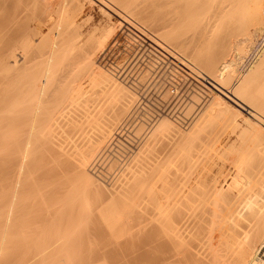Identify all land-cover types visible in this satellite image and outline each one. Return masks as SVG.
I'll return each instance as SVG.
<instances>
[{"label":"bare ground","instance_id":"bare-ground-1","mask_svg":"<svg viewBox=\"0 0 264 264\" xmlns=\"http://www.w3.org/2000/svg\"><path fill=\"white\" fill-rule=\"evenodd\" d=\"M19 1L22 3V0ZM37 1L38 0H32L34 4L37 3ZM60 1L63 2V5L59 8V16L56 15L59 18L58 20L56 19V23L50 27L51 30L48 28V31H50V33L59 32L63 38V44L59 43L57 47H47L46 45L49 43H47V34L49 33L47 32L45 35L44 32L35 28H33L32 33L30 32L31 28H29L30 31L23 37L24 45L21 47L23 54L31 50H38L39 53H42L40 55L41 58H43H40L42 61L40 59V62L37 60L39 56L35 57V62H39L38 65L33 64L34 66H29L26 54L24 55L25 60L23 64H20L16 56L17 48L15 46L9 45L7 49H5V47L8 44L4 43L5 45L0 46L5 50L1 48V53L4 52L0 54V76L2 79H5L3 83L9 81L8 84H2L0 81L2 85H0V87H2V89H0V264H94L97 259L86 260L89 255L88 253L87 256H85L86 261L81 259V262L78 261L81 257L75 259V256L77 253L82 252V250L80 252H78L79 250L74 252L76 249L74 248L73 251V249L70 248V251H73L70 252L68 249L70 245L69 240L72 239L71 241H73L74 236H78L79 234H73L78 229H75V227L74 230L73 227H71V220H69L71 225L68 226L70 223L67 221V218L71 216L69 214L72 209L74 212L76 206L80 207V205H75L73 208H69V210L66 207L69 205L72 206L73 203L76 204L78 201L81 202V200L85 202L86 207L92 206V209L95 208L97 202L100 203L99 206L97 205L98 208H96L99 211L96 210L98 212L97 216L102 217L101 224L104 222V225L107 224L106 226L108 229L104 227L107 229V232H113L114 230L115 233L117 225L119 226L124 222L122 227H118V233L116 232V234H120V236L115 234V238H120V241H122V235L125 233L128 238L129 235L130 238L132 237L129 233L132 232V230L128 231L130 228L127 230L129 235L126 232L125 227L127 225L125 226V217L129 216L131 210L134 212V207L142 206V203L153 200L155 203V210H139L140 220L137 222V225L142 222L143 224L141 225H144L142 226L143 230L145 228L147 230H145L146 234L150 236L151 232V234L155 235L154 239L158 243V250L162 253V257H160L161 259H159L158 264H264V42L259 49L257 48V44H259L258 39L263 38L264 41V0ZM28 2H31V0ZM12 3L16 4V0H0V6L5 8L9 7V9H11V6L14 5ZM58 4L60 5V3ZM87 4H94L96 11L101 12L104 19L93 27L91 25L92 28L85 29V25L96 17V15H90L83 23H78L77 16L85 11ZM5 8L0 10L2 11L0 13H3L4 10L6 11ZM12 9L7 10L5 13L7 14L11 11L10 13L12 14L9 15L11 18L12 15L14 17L16 14L13 13L15 5L14 9ZM1 15L2 14H0V17L4 16ZM114 15L118 16L119 19L115 20L114 17L116 16ZM2 18H4L5 21L8 20L5 17ZM48 18H50V16ZM12 19H10V21H12ZM1 20L0 26H3V20ZM13 22L14 21H12V23ZM142 22L147 24V26ZM9 23V20L8 24L4 22L7 27ZM12 23H10V25ZM14 24H12V26ZM124 24H128L137 29L145 36H149V38L151 37L150 39L157 46L170 52V55L187 67V70L193 69L190 72H194L195 70L201 78L206 80V83L211 89L217 91V93L211 97L209 104L205 107L206 109L202 114H207V112L217 114L223 118L227 132H230L228 129H232L235 131L233 132L235 134L236 129L242 128L241 130L243 132L247 131L244 134L248 135L250 133L253 139L250 138V140L245 141L247 137L245 135L246 137H243L244 141L213 140L214 138L217 140V135V138L214 137L211 139L212 141H210V139L209 141H202V138L201 141H198V136L199 138L202 137L200 133L203 129L206 131L208 128V126H206L207 116L202 119L203 115H199L202 120L197 118L198 120H195L196 123L193 124L194 119L189 118V111V114L185 112L188 114V117L185 114L186 118H181L182 116H180V119L177 120L176 118H179L178 114H176L177 117L175 119L172 115L169 117V113L174 114L171 107H169V113L167 112V116H165L163 113L166 112L165 108L170 104V100L168 102L169 104L166 103L167 105L165 108H160V110L162 109L164 112L154 111V113L151 114L152 112L150 113V110H153V106L151 109L149 108V112L145 110L150 115H145L146 113L142 112L143 115L149 119V124L153 122L152 125L150 124L152 127L144 134L145 137H142L144 138L142 141L131 142L130 139H125L129 143L127 144L126 142L127 145L124 143L125 141H120L121 144L124 143L126 147L130 149L132 155L130 154L128 158L122 159L121 157L125 154L123 155L122 152H119L121 153V157L115 154L113 144L116 145L115 140L117 135H119L118 128H120L119 130L121 131L123 125L137 120L140 115H136L134 112L136 111L137 113V110L140 108L138 106L143 103L144 99L142 98H146L149 92H145L146 96H144L143 92L140 93L142 86L144 87L143 90L147 87V79L143 74L142 78L140 76L139 80L135 81L137 78L136 75L134 77L135 80L130 83L132 84L131 86H125L123 83L124 81L121 80L123 81L121 82L119 80L121 77L118 78L117 73L115 74V71H119L116 69L117 67L115 71L109 68L110 71H113L114 74H112L110 71H107V69L104 70L105 68L103 69L100 67L99 64H97L98 60L95 61L97 52L106 48V44L115 34L117 28L123 27ZM5 25L3 28L0 27V30L3 31L6 27ZM223 27L233 34L232 36L229 35V37H227L228 34L224 36L229 38V42H225L226 38H221V40L217 41L219 39L216 38L218 29L222 30ZM238 30H240V32H238ZM236 32H238V34L241 33V36H237ZM221 34L222 33H220V35ZM35 35L39 36L37 39L39 41H36L34 38ZM49 39L52 41V38ZM172 45L175 49L171 47ZM225 48H228L229 51L225 50ZM45 49H47V51H43ZM142 54L143 53L140 55ZM252 55L255 56L253 60L249 61L248 56L252 57ZM155 56H157V54ZM52 57H54V59H52ZM56 58L58 61L55 62ZM143 59H145V57ZM32 60L31 62L34 61ZM31 62L30 64L32 65ZM153 62H151V64ZM139 66L137 65V67ZM200 66L203 69H201ZM137 67L135 66V68ZM82 70L85 74L80 76L79 71L82 72ZM138 73L140 74V72ZM147 73L148 71L145 75H147ZM126 74H123L124 78ZM173 74L174 73H172V75ZM120 75L122 74L119 72V76ZM127 77H129V75ZM86 79H88L91 84L95 85L101 82L112 81V83L108 85V94L115 95L118 91L126 88L129 90V97L116 103H114L115 100H113L111 96L96 100V98L89 93V89L84 85ZM255 84L256 86H254ZM132 86L137 87L138 90ZM153 86H155L154 83ZM161 89L164 88L162 87ZM203 90L205 91V89ZM48 91L52 93V96L58 94L57 96L59 97L60 95L61 97L59 104L56 107L54 106L55 108L51 105L53 109H50L51 111H48L47 108L45 109L46 106L44 105L47 104L45 102L47 100L44 98ZM168 91L170 92V90ZM195 91L197 90L195 89ZM157 94H159V92ZM164 94H167V91ZM57 96L54 95V98ZM47 98L49 97L47 96ZM91 100H95V103L89 106ZM198 100H202V98ZM47 102L48 105L49 103H53H51V101ZM197 103L200 105L201 102L199 101ZM161 104L163 105L160 101V105ZM156 105H158V103ZM160 105L158 106L162 107V105ZM203 106L204 105L201 107ZM154 110H156V108ZM191 112L193 113V111ZM78 113L81 115L79 116ZM77 115L79 120L82 116H85L87 124L88 121H90L94 129L95 127L99 129L94 131L97 133H92V138H89V141L82 139V142H79V131L75 132V128L79 124L84 125L86 121L82 118L83 123H81L82 120H80L79 123ZM185 115L183 116L185 117ZM58 117L61 118L59 119ZM141 124L144 125L145 123ZM141 124L139 126L140 128ZM191 124L193 125L191 126ZM145 125L147 126V124ZM167 125H176L185 128L186 130H184V132H189L190 141H157L156 133ZM189 126H191V128L187 130ZM133 127H135V124ZM143 127L142 129H146L145 126ZM78 128L80 130L83 127L78 126L77 129ZM140 128L138 129L140 130ZM58 129L60 132L62 131L65 133V140L67 143L63 144L59 139H55L59 137L61 140V136L58 135L57 137V134H55ZM86 129H90V126L83 129L85 131L81 130L88 134L89 131L86 132ZM132 129L130 128L131 131ZM83 132L81 134H83ZM140 132V134L136 132L135 135L140 137L139 135L142 134L143 130H140ZM243 132L240 133V135H243ZM233 133L231 134L233 135ZM73 134L78 141H76V139L75 141L74 139L71 140L75 137L72 136ZM94 134H97L99 138L94 139ZM88 135H84L83 137H87ZM122 135L123 133L120 136L122 137ZM128 135L129 133L127 136ZM132 135H134V133ZM228 136L230 135L228 134ZM128 137L131 138L133 136ZM206 137H204V139H206ZM249 137L247 138L249 139ZM118 143L117 145H119ZM45 145L46 147L50 145L56 148L57 153L55 151V154H57L60 161L59 163L61 164L63 173L61 174L64 176L63 179H65V177H70L71 180L68 182H66L68 178L67 180L65 179V181L60 178L58 180V178L55 179L56 176L52 177L53 180L55 179L54 182H50L51 178L49 180L46 179L47 175L51 176L56 170L55 167V169H53V166L56 165L52 163V166V164L48 162L46 166L49 167L51 164L53 169L52 173L50 168H48V171L50 170L48 174L40 172L41 170L39 171L38 166H36V172L39 171L40 174H44H39L38 176H40V178L38 179L43 181L44 179H41V176H43V178L46 176V181H43L44 183L40 181L41 184L44 185L43 188H40L41 185H38V183L35 185V178H33L34 181L30 187L27 183L30 182L29 180L32 178V174H34L33 172L35 171L31 172L35 167V156L40 148H45ZM116 150L118 151V149ZM124 151L129 153L127 150ZM102 157H104L103 163L105 162L104 159L109 158L110 163H112L110 164V168L111 165H114V168L117 166L121 167V170L125 167L124 169L127 172L125 175H120L121 177L112 184L111 188H107L108 186L106 187L103 181L99 180L91 173V169L98 166V161L102 159ZM52 158H50L51 161L56 159ZM109 160H107V162H109ZM56 162L58 161L56 160ZM40 163L43 162H39L38 165ZM46 163L47 161L45 164ZM40 166L43 168V165ZM46 166L44 165L45 168ZM45 168H43V170ZM97 168L98 167H96V169ZM61 169L59 170L60 172ZM113 170L114 169H112V171ZM48 171L46 169V172ZM100 172H97V174L99 175ZM121 172H123V170ZM121 172L119 171L118 173ZM115 173H117V171ZM58 174L60 173L58 172ZM122 176L124 177L123 179ZM112 178L113 177H111V180L113 181L117 179L115 177V180ZM119 179L121 181H119ZM47 180L50 183L47 182ZM36 182L38 181L36 180ZM46 182L48 183L51 196L55 199L59 197L58 200L52 201V204L50 199H54L51 197L50 199L46 198L47 201L50 202L48 205L46 204L47 201L46 203L44 201V196H46L47 192L45 193V191L41 190L48 189L47 185H45ZM109 182L111 181L109 180ZM37 190L44 192L45 195L42 196L40 193L39 195L35 194L36 196L33 195ZM91 193L98 197V200L95 197L97 201L94 203L95 206L92 204L90 205V201L95 200V198H90ZM48 195L50 194L48 193ZM56 206L59 207L56 209L60 210H58V215H64L60 214L63 208L69 211V214L67 213L68 217L66 218L64 216L68 224L65 220L62 222H65L68 228L71 227L74 232L68 234L66 228H63V230L60 229L62 232H59L58 227L60 225L62 227L63 223L60 224L55 231L54 224L52 225L49 221L54 231L52 228V231L47 230L48 227L50 228L52 226H47L46 224L49 223H47L45 219L50 218L47 216L52 215V213H49V215L48 212H52L51 208ZM79 207L77 208V213L80 212L79 209L81 207V209H83V206ZM126 208H131L128 209V212L126 211L128 216L125 215L126 212L124 213ZM56 209L53 210V213L57 212ZM85 210L89 211L86 215L83 213ZM91 211L86 208L81 211V214L85 217L87 214L88 216L90 215L89 217L87 216L89 218L88 221H93L95 218H90L95 211L93 209L94 213L90 214ZM136 212L138 214V210H136ZM77 213L74 212L76 216L73 214L76 217V219H74L75 222H77L76 224L80 227L86 225V229H88V223H83L85 224L83 225L81 222L83 218L80 217L81 219H78L80 213L78 215ZM53 216L57 217L55 214L52 215V217ZM74 216H72V219ZM133 216L131 215L132 218L130 219L135 218L136 213L135 216ZM50 219L51 222L55 221H53L54 218ZM57 219L59 218L57 217ZM61 219L60 217V220ZM97 219L100 221L99 217ZM127 219L128 222L130 219L129 217ZM136 219L138 220V217ZM42 220H44V222L46 221V224L42 222ZM76 220H80L81 223H78ZM84 220L86 219L84 218L83 221ZM56 222L57 221L54 222L55 225L57 223L59 224V222ZM74 223L73 225L75 226ZM130 223L129 221V224ZM66 224H64V226ZM89 224L91 225V223ZM101 224L98 227L101 228ZM129 224L127 227H129ZM42 225L45 227L47 226V228H44ZM141 225L138 226L141 227ZM132 226V228H135L134 225ZM81 229L85 230L84 227H81ZM81 229L79 228L80 231ZM64 232L66 234H61ZM85 232L87 231L85 230ZM110 232L109 237L114 234H110ZM67 234L69 236L71 235L70 237L73 238H68ZM142 234L145 235L144 233ZM66 236L67 240L69 239L68 241L65 240ZM152 236L153 235L150 237ZM78 237H80V235ZM81 238L82 240L79 239L80 243L83 241V236ZM106 238L108 237H105V239ZM145 238L148 239L146 235ZM109 239L111 242L114 241V243L119 241L117 239L113 241L111 238ZM63 240H65V244H63ZM120 241L116 243V246H118ZM153 241L151 240L150 242ZM74 242H76V240H74L71 245H74ZM89 242H92V240ZM67 243L69 245L64 246ZM80 243L79 246H81ZM88 245L89 244H87V246ZM120 245L118 246L119 249L122 248ZM111 246L110 247L113 248V245ZM83 247L84 246H82V249ZM105 247L106 246H104V248ZM83 250L85 251V249ZM110 251H112V249ZM72 253H76V255L73 256ZM82 253L80 254L82 255ZM120 253L121 252H119V254ZM70 254L76 261L70 257ZM94 254L96 253H93V255ZM102 254L105 255L104 253ZM94 257L95 256H93V258ZM99 264L105 263L101 262Z\"/></svg>","mask_w":264,"mask_h":264},{"label":"rangeland","instance_id":"rangeland-1","mask_svg":"<svg viewBox=\"0 0 264 264\" xmlns=\"http://www.w3.org/2000/svg\"><path fill=\"white\" fill-rule=\"evenodd\" d=\"M26 1V0H25ZM25 1H23L22 0V3L19 1V0H16V4H14V3H12V4H14L15 5V10H14V17H13V15H12V18L9 16L10 14H12V13H10V12H8L7 14H5L6 12H7V10H11L12 8L14 9V5L13 6H11L12 8L11 9H9V7H1L0 6V8H2V9H0V10H3V8H5L6 9V11L4 10L3 11V13H0V14H2V15H4V16H2V17H5L6 19H8L9 20V22L10 23H12V21H14L15 22V24H14V22L12 23V24H14L13 26H12V24L10 25V23H9V28L4 24V22H6L7 24H8V20H4V18H2V17H0L1 19V21L3 22L2 24H3V26H0L1 28H3L4 27V25L7 27H5L4 29H3V31L2 30H0L1 32H0V46L1 45H5V44H8V45H6V47H5V49H7V47L10 45V46H15L16 48H17V50H16V56H17V59H18V63H22L23 64V62H24V60H25V58H24V55L26 54L27 56H26V58H27V60H28V65L29 66H34L33 64H37L38 65V63L40 62V60L41 59H43V58H41V54L42 53H39V51L38 50H31L30 52H28V53H25V54H23V51H22V46L24 45V43H23V37L30 31L31 33H32V30H33V28H35V29H39L40 31H42V32H44V34L46 35L47 34V32L49 33V34H47L48 35V39H47V43H45V44H47L46 46L47 47H49V46H55V47H57V45L59 44V43H62L63 44V38H62V36L59 34V32H56V33H50V31H48L49 29H50V27L54 24V23H56L55 22V20L57 19L58 20V18L59 17H57L56 15H58L59 16V8H61L62 7V5H63V2L62 1H60V0H38L37 1V3H35L34 4V2H32V0H31V2H28V1H30V0H27L26 1V3H25ZM20 2V3H19ZM58 3H60V5L58 4ZM22 5V6H21ZM22 7V8H21ZM25 9H24V8ZM8 8V9H7ZM12 9V10H13ZM22 10V11H21ZM58 11V12H57ZM0 12H2V11H0ZM55 12V13H54ZM51 15H50V14ZM94 16V15H96V17H95V19H92L90 22H88V24L87 25H85L86 27H85V29L86 28H92L94 25H96V24H98L99 22H102V20L104 19V16H103V14L101 13V12H99V11H96V9H95V5L94 4H87V8L85 9V11L83 12V13H81V14H79L78 16H77V20H78V23H83L84 21H85V19L87 18V17H89V16ZM7 16H9V17H7ZM50 16V18H48ZM114 16H116V15H114ZM52 17H56L55 19L54 18H52ZM10 19H12V21H10ZM114 19L116 20V19H119L118 18V16H116V17H114ZM56 20V21H57ZM95 20V21H94ZM94 22H96V23H94ZM143 23V22H142ZM46 26H45V25ZM48 24V25H47ZM145 26H147V24H145V23H143ZM203 24V23H202ZM0 25H1V22H0ZM89 25H90V27H89ZM91 25H92V27H91ZM55 26V25H54ZM125 26V27H124ZM126 26H128V27H126ZM203 26V25H202ZM29 28H31L30 30H29ZM49 28V29H48ZM53 28V27H52ZM55 29H56V27H55ZM54 29V30H55ZM235 29V28H234ZM51 30V29H50ZM133 30V31H132ZM52 31H53V29H52ZM221 31V32H220ZM229 30L227 29H225V27H223L222 28V30L221 29H218V33H217V37L216 38H219L217 41H219V40H221V38L222 39H224V38H226L225 39V42H227L228 41V39L229 38H227V37H229V35H233L232 34V32L230 31V32H228ZM54 32V31H53ZM222 33L221 35H220V33ZM238 32H240V30H238ZM238 32H236V35L238 36V35H240L241 36V33H239L238 34ZM51 34V35H50ZM133 34V35H132ZM228 34V36L227 37H224L225 35H227ZM235 34V33H234ZM49 35H50V37H49ZM53 35H54V37H53ZM132 36V37H131ZM239 36V37H240ZM134 37V38H133ZM34 38L36 39V41H39V40H37L38 38H39V36H37V35H35L34 36ZM49 38H52L51 40L52 41H50V39ZM145 38V39H144ZM149 38V36H145L144 34H142V33H140L137 29H135V28H133V27H131V26H129L128 24H124L123 25V27L121 26L120 28H117V30H116V32H115V34L110 38V40L108 41V43L106 44V48H104L103 50H100V51H98L97 52V54H96V56H95V61H97V64H99V66L100 67H102L104 70H106L107 69V71H110L111 69L112 70H116V69H118L119 71L117 72V71H115V74L117 73V76H118V78L119 77H121V79L119 78V80L121 81V80H123V81H121V82H123L124 83V85L125 86H131L132 84H130L131 83V81H134L135 80V76L137 77L136 78V80L135 81H137V80H139V78H140V76H141V78H142V76L144 75V77L147 79L146 80V89L145 90H143V86L141 87L142 89H140V93L141 92H143V94H144V96H146L145 94L147 93V96H146V98L144 97V98H142V99H144L143 100V103H141V105H137L138 107H140L139 108V110H137V113H136V111L134 112L136 115H142L141 117L139 116L138 118H137V120L139 121H133V122H129V123H127V124H125V125H123V128H122V126H121V131L119 130L120 128H118V131H119V135H117V138H116V145H114L113 144V147H114V149H115V154H117V155H119L120 157H121V153H119V152H122L123 153V155L124 156H122L121 158L122 159H126V158H128L129 156H130V154L132 155V152L130 153V149L128 148V147H126V145L127 144H129L128 143V141L127 140H125V139H130V141L132 142V141H142L144 138H142V137H145V135L144 134H146V132L147 131H149V129H150V127H152L151 125L153 124V122L151 123L150 122V124H149V119L148 118H146V116L145 115H148L149 113V108L151 109L152 108V106L154 107L153 108V110L151 109L150 110V113L151 114H153L154 113V111L155 112H161V111H163L162 109L163 108H165V106L167 105V104H169L168 102L170 101V104L168 105V107L166 106V112H164L163 114L165 115V116H167V112L169 113V107H171L172 109H173V111H174V114H170L169 113V117L172 115V117L175 119L176 117H177V115L176 114H178V117L179 118H176L177 120H179L180 119V116H182L181 118H186V115H187V117H188V111L190 112V119H194L193 120V124H195L196 123V121L195 120H198V119H200V120H202L204 117H206L207 116V124H206V126H208V128H207V130L206 131H204V129H203V131L200 133V136H202V137H200L199 138V136H198V141L200 140L201 141V138H202V141H209V139H210V141H212L211 139L212 138H214V137H216L217 138V135H218V138H217V140L214 138L213 140H215V141H244V138L243 137H249L250 136V133L248 134V135H246V134H244V133H246L247 131H245V132H243L241 129H236V133L234 134L233 132H235L234 130H229L228 129V131H230V132H227V129H225V125H224V120H223V118L221 117V116H219V115H217V114H212V112H207V114H202L203 113V111L206 109L205 107L209 104V101H210V99H211V97L213 96V95H215L216 93H217V91L215 90V89H211V87L206 83V80H204L203 78H201L199 75H198V73L194 70V72H190V71H192V70H190V69H188L187 70V67H185L183 64H181L179 61H177L176 59H174L171 55H170V52H168V51H166V50H163L162 48H160L159 46H157L150 38ZM62 42H61V41ZM138 40V41H137ZM151 40V41H150ZM259 40V44H257V48L259 49L260 48V46H262V44H263V38H259L258 39ZM149 41V42H148ZM151 42V43H150ZM229 42V41H228ZM5 43V44H4ZM143 43V44H142ZM152 44V45H150V44ZM261 44V45H260ZM86 45V44H85ZM148 45V46H147ZM150 45V46H149ZM86 47V46H85ZM152 49H150V48ZM155 47V48H154ZM171 47H173L174 49H175V47L172 45ZM2 47H0V54H2L5 50H4V48H2L4 51L1 53V51H2V49H1ZM9 48V47H8ZM146 48V49H145ZM157 49V50H156ZM231 49V48H230ZM151 50V51H150ZM225 50H228L229 51V49L228 48H225ZM43 51H47V49H45V50H43ZM104 51V52H103ZM154 53H153V52ZM159 51V52H158ZM160 51H161V53H160ZM146 52V53H145ZM152 52V53H151ZM137 53V54H136ZM141 53H143L142 55H140ZM148 53V54H147ZM163 53V54H162ZM36 54V55H35ZM145 54H147V55H145ZM157 54V56H155V55ZM151 57H150V56ZM166 55V56H165ZM38 57L39 56V58H37V60H39L40 58V60H39V62L37 63V62H35V57ZM45 56H47V55H45ZM135 56V57H134ZM141 56V57H140ZM143 56V57H142ZM254 56L255 55H252V57H249L248 56V60L249 61H251V60H253V58H254ZM44 57V56H43ZM131 57V58H130ZM138 57V58H137ZM145 57V59H143ZM160 57V58H159ZM136 58V59H135ZM148 58H149V60H148ZM153 58V59H152ZM159 58V59H158ZM162 58V59H161ZM164 58V59H163ZM34 61H33V60ZM52 59H54V57H52ZM133 59V60H132ZM158 59V60H157ZM166 59V60H165ZM31 60L34 62H31ZM36 60V61H37ZM125 60V61H124ZM138 60V61H137ZM142 60H144V61H142ZM156 60V61H155ZM42 61V60H41ZM56 61H58V59L56 58L55 59V62ZM154 61V62H153ZM159 61V62H158ZM165 61V62H164ZM174 61V62H173ZM248 61V62H249ZM30 62L32 63V65L30 64ZM124 62V63H123ZM133 62V63H132ZM151 62H153L154 63V65H153V63L151 64ZM58 63V62H57ZM130 63V64H129ZM138 63H141V64H138ZM146 63H147V65H146ZM162 63V64H161ZM177 63V64H176ZM134 64V65H133ZM131 65V66H130ZM137 65L139 66V67H137ZM144 65V66H143ZM150 65H152V66H150ZM158 65H160V66H158ZM170 65V66H169ZM135 66L137 67V68H135ZM147 66V67H146ZM148 66H150V67H148ZM182 68H181V67ZM198 66V65H197ZM38 67V66H37ZM114 67V68H113ZM117 67V68H116ZM132 69H131V68ZM144 67V68H143ZM199 67V66H198ZM109 68H110V70H109ZM116 68V69H115ZM152 68V69H151ZM189 68V67H188ZM200 68H201V66H200ZM143 69V70H142ZM155 69V70H154ZM184 69V70H183ZM201 69H203V68H201ZM124 70V71H123ZM130 70V71H129ZM135 70V71H134ZM128 71V72H127ZM134 71V72H133ZM148 71V73H147V75H145V73ZM157 71H159V72H156ZM164 71V72H163ZM170 71H172V72H170ZM112 74H114L113 73V71H110ZM119 72L122 74V75H120L119 76ZM123 72V73H122ZM125 72V73H124ZM138 72H140V74L138 73ZM150 72V73H149ZM152 72V73H151ZM163 72V73H162ZM182 72V73H181ZM127 73V74H126ZM134 73V74H133ZM138 73V74H137ZM172 73H174L173 75H172ZM197 75H196V74ZM79 74H80V76H83L84 74H85V72L82 70V72L81 71H79ZM123 74H126L125 75V78H124V75ZM131 74V75H130ZM143 74V75H142ZM150 74H152V75H150ZM155 74H157V75H155ZM159 74V75H158ZM193 74H195V75H193ZM129 75V77H127ZM150 75V76H149ZM155 75V76H154ZM166 75H168V76H166ZM205 75V74H204ZM208 75H209V73H208ZM148 76V77H147ZM158 76H159V78H158ZM161 76V77H160ZM165 76H166V78H165ZM171 76H173V77H171ZM177 76V77H176ZM194 76V77H193ZM206 76V75H205ZM131 77V78H130ZM134 79H133V78ZM153 77H154V79H153ZM164 77V78H163ZM207 77V76H206ZM126 78H127V80H128V82H127V80H126ZM171 78V79H170ZM173 78V79H172ZM174 78H176V79H174ZM200 78V79H199ZM130 79V80H129ZM156 79H158V80H156ZM170 79V80H169ZM181 79H183V80H181ZM197 79V80H196ZM199 79V80H198ZM3 80H5V79H2L1 78V76H0V81H1V83L2 84H4V83H6V84H8V82L7 81H5L4 83H3ZM6 80H7V78H6ZM8 80H9V78H8ZM149 80V81H148ZM152 80V81H151ZM208 80H209V78H208ZM127 82V84H126V82ZM151 81V82H150ZM171 81V82H170ZM180 81V82H179ZM191 81H192V83H191ZM194 81V82H193ZM150 82V83H149ZM162 82V83H161ZM112 83V81H106V82H101V83H99V84H97V85H95V84H91L90 83V81L88 80V79H86V81L84 82V85L86 86V88H88L89 89V93L92 95V96H94L95 98H96V100L97 99H101V98H103V99H105V97L106 96H111V98L113 99V100H115V102L114 103H116V102H119V101H123V100H125L127 97H129L128 96V93H129V90L128 89H123V90H121V91H118L115 95H110V94H108L107 93V89H108V85H110ZM149 83V84H148ZM153 83L155 84V86H153ZM161 83V84H160ZM165 83V84H164ZM184 83V84H183ZM167 84V85H166ZM195 84H197V85H195ZM1 85V84H0ZM164 85H165V87H164ZM2 86V85H1ZM153 86V87H152ZM158 86V87H157ZM174 86L175 87H177V89L178 90H180L179 91V94H178V96H175L174 94H173V92H172V89L174 88ZM182 86V87H181ZM200 86V87H199ZM254 86H256V84L254 85ZM253 86V88L255 89V87ZM132 87H134V88H136V90H138V88L137 87H135V86H132ZM164 88V89H161V88ZM169 87V88H168ZM191 87H193V88H191ZM0 89H2V87H0ZM149 89H151V90H149ZM155 89V90H154ZM182 89V90H181ZM195 89L198 91V93H197V91H195ZM203 89H205V91L203 90ZM143 90V91H142ZM168 90H170V92L168 91ZM184 90H185V92H184ZM203 90V91H202ZM253 90V89H252ZM155 93H154V92ZM167 91V94H164L165 92ZM199 91H200V93H199ZM146 92V93H145ZM159 92V94H157ZM183 92V93H182ZM190 92V93H189ZM47 94H46V96H45V100H47V101H51V103L52 104H50L49 103V105H48V102L47 101H45L47 104H44L45 106V109L47 108V110L48 111H51V110H53L52 109V107L53 108H55L58 104H59V100H61V97H60V95H59V97L57 96L58 94H54V95H56L57 97H55L54 98V95L52 96V93L51 92H46ZM188 93V94H187ZM51 94V95H50ZM138 94V93H137ZM142 94V95H143ZM169 94H171V95H169ZM187 94V95H186ZM197 94V95H196ZM50 95V96H49ZM162 95V96H161ZM165 95V96H164ZM169 95V96H168ZM183 95V96H182ZM194 95V96H193ZM201 95H204V96H201ZM210 95V96H209ZM47 96L49 97V98H47ZM51 96H52V100H51ZM113 96H115V97H113ZM164 96V97H163ZM168 96V97H167ZM195 96H196V98H197V101H196V98H195ZM154 97V98H153ZM47 98V99H46ZM56 99V100H54V99ZM151 98V99H150ZM156 98V99H155ZM160 98H162L164 101H166V102H164L162 99H160ZM169 98V99H168ZM179 98V99H178ZM202 98V100H198V99H201ZM208 98V99H207ZM50 99V100H49ZM150 99V100H149ZM161 101V103H163V105H162V107H159L158 105H160V101ZM168 99V100H167ZM154 100V101H153ZM157 100V101H156ZM177 100V101H176ZM205 100H206V102H205ZM174 101V102H173ZM175 101H176V103H175ZM201 102L200 103V105L197 103V102ZM204 101V102H203ZM44 102V103H45ZM55 102V103H54ZM152 102H154V103H152ZM95 103V100H91L90 102H89V106H92L93 104ZM158 103V105H156ZM165 103V104H164ZM167 103V104H166ZM172 103V104H171ZM175 103V104H174ZM202 103H204V104H202ZM55 104V105H54ZM146 104V105H145ZM147 104H149V105H147ZM151 104V105H150ZM155 104V105H154ZM180 104V105H179ZM196 104V105H195ZM49 107H48V106ZM51 105H53L52 107H51ZM160 105V106H161ZM171 105V106H170ZM174 105H177V106H174ZM184 105H186V106H184ZM202 105H204L203 107H201ZM55 106V107H54ZM151 106V107H150ZM155 106H157V107H155ZM173 106V107H172ZM183 107V109H182V107ZM189 106V107H188ZM144 107H146V108H144ZM201 107V108H200ZM49 108V109H48ZM144 108V109H143ZM156 108V110H154ZM160 108H162L161 110H160ZM198 108V109H197ZM199 108H200V111H199ZM51 109V110H50ZM171 109V110H172ZM187 109V110H186ZM190 109V110H189ZM192 109V110H191ZM203 109V110H202ZM145 110H148V112L147 111H145ZM177 110H178V112H177ZM182 112H181V111ZM173 111H171V112H173ZM191 111H193V113L191 112ZM198 111V112H197ZM45 112V111H44ZM43 112V113H44ZM140 112V113H139ZM142 112H145L144 114L145 115H143V113ZM177 112V113H176ZM180 112H181V114H180ZM188 113V114H186V113ZM79 113H82V112H79ZM78 113V114H79ZM192 113V114H191ZM186 114V115H185ZM197 114V115H196ZM203 115V117H202V119L200 118V116L199 115ZM44 115H45V113H44ZM81 114H79V116H80ZM150 115V114H149ZM183 115H185V117L183 116ZM194 115H196V116H194ZM145 116V117H144ZM194 116V117H193ZM77 117H78V115H77ZM145 118V119H143V118ZM59 119L61 118V117H58ZM82 118H84V121H86V122H84V125H80L79 123H80V120H82L81 121V123H83V119ZM172 118V119H173ZM198 118V119H197ZM171 119V120H172ZM79 120V117H78V121H79V123H78V121H77V123L79 124H77L78 126H81V127H83V128H81L82 130L83 129H85L87 126L89 127L90 126V129H86L87 131L86 132H88V134L90 133V131H91V133L88 135V134H86L85 132H83V131H85V130H79V128L77 129V127L78 126H76V128H75V132L76 131H79L78 132V134H79V136H78V139H79V137H80V141L79 142H82V139H84L85 141H87L89 138H92V133H97V132H94L95 130H99V129H96V127H95V129L91 126V122L90 121H88V124H87V120H85V116H82L81 117V119ZM199 120V121H200ZM146 121H147V123H146ZM198 122V121H197ZM136 123H137V125H136ZM141 123H145V124H147V126L144 124H141V128L139 127L140 126V124ZM240 123H242V122H240ZM129 124H130V126H129ZM134 124H135V127H133L134 126ZM138 124H139V126H138ZM193 124H191V126L193 125ZM132 125V126H131ZM128 128H126V127ZM143 126H145L146 127V129H142V127ZM167 126H169V127H167ZM165 128H162L161 130H159L158 131V133H156V135H157V141H190V137H189V132L188 131H185L184 132V130H186L185 128H183V127H178V126H176V125H167ZM191 126H189V127H187V130H189L190 128H191ZM92 127V128H91ZM132 127H133V129H132ZM130 128L132 129V131L130 130ZM138 128H140V130L142 131L143 130V132H142V134L141 135H139L140 137H138V135H135V133L137 132V134H140L141 132H140V130L138 129ZM144 128V127H143ZM148 128V129H147ZM205 128V127H204ZM212 130V132H211V130ZM77 129V130H76ZM206 129V128H205ZM130 130V131H129ZM137 130H139V131H137ZM145 130V131H144ZM125 133H124V132ZM136 131V132H135ZM243 132V135L241 134L240 135V133H242ZM59 132V133H58ZM75 132H74V134H75ZM83 132V134H81ZM139 132V133H138ZM213 132H214V134H213ZM218 132H219V134H218ZM98 133H100V132H98ZM123 133V135H122V137L120 136L121 134ZM129 133V135L128 136H133V137H131L132 139H134V140H132L130 137H128L127 136V134ZM134 133V135H132ZM227 133V134H226ZM231 133H233V135L231 134ZM55 134H57L56 136L58 137V135L59 136H61V140H60V138L58 137V138H55V139H59V141L60 142H62L63 144H65V143H67V141L65 140V133H63L62 131L60 132L59 131V129H58V131H56L55 132ZM61 134V135H60ZM72 135V136H75V135ZM77 134V135H78ZM80 134H81V136H80ZM125 134V135H124ZM228 134L230 135V136H228ZM84 135H88L87 137H83ZM100 135V134H99ZM208 136V137H206V136ZM209 135H210V137H209ZM212 135V136H211ZM216 135V136H215ZM246 135V136H245ZM95 136H98L97 134H94V139L96 138V139H98L99 138V136L98 137H95ZM120 136V137H119ZM137 136V137H136ZM222 136V137H221ZM238 136V137H237ZM242 136V137H241ZM125 137V138H124ZM204 137H206V139H204ZM246 137V138H247ZM252 136H250L249 137V139L247 138H245V141L246 140H250V138H251ZM86 138V139H85ZM120 140H119V139ZM220 138H222V139H220ZM241 138V139H240ZM74 139V141H75V139H76V141H78L77 140V138H76V136L75 137H73L71 140H73ZM251 139H253V138H251ZM83 140V141H84ZM119 140V141H118ZM197 140H195V141H197ZM55 141V140H54ZM89 141V140H88ZM122 141H125L124 143L126 144V142H127V144L125 145L124 143H122L121 144V142ZM252 141V140H251ZM69 142V141H68ZM119 142V143H118ZM117 143L119 144V145H117ZM50 145H47V147H46V145H45V148H40L39 150H38V153H37V155L35 156V163H34V165H35V167H34V169L33 170H31V172H33L34 170V174H32L33 176H32V178H30V182L29 183H27L29 186L32 184V182L34 181V179L33 178H35V181H34V183H35V185H37V183H38V185L40 184L41 186H40V188H43V184H41V182H45L46 180H45V177L46 176H44V178H43V176H41V179H44L43 181H41V180H39L38 178H40V176H38L39 174H40V172H45V173H49L50 172V170H52L51 171V173L53 172V169H55L56 168V170H58V171H54L53 173H52V175L51 176H49V175H47V178L46 179H50L51 178V181L50 182H54L55 181V179L56 178H58V180H59V178L61 179V180H64L65 181V179L67 180V178H68V180L66 181V182H68V181H70L71 179H70V177H65V179H63V173H62V169H61V164L59 163L60 161H59V158H58V156H57V154H55V151H56V148L55 147H53V146H50ZM118 146H119V148H118ZM122 146V147H121ZM121 147V148H120ZM55 150H54V149ZM122 148H123V150H122ZM116 149H118V151L116 150ZM124 150H127V152H129V153H126V151H124ZM54 152V153H53ZM56 153H57V151H56ZM46 156H45V155ZM55 154V155H54ZM49 155V156H48ZM54 157H53V156ZM110 155H111V153H110ZM56 156V157H55ZM126 156V157H125ZM44 157H46L47 158V160H46V158H44ZM56 158L53 162L51 161V159L50 158ZM105 157V156H104ZM104 157H102V159H100L99 161H98V166H96V167H98L97 169H96V167L94 168V169H91V173L96 177V178H98L99 180H101V181H103V183L106 185V187L107 188H111V186H112V184H114L117 180H118V178L119 177H121L120 175H125V173H127L126 171H125V167H123L122 168V170H123V172H121L122 170H121V167H116V168H114V165H111V168L112 169H114L113 171H112V169L110 168V164H112V163H110V160H109V158L108 159H104L105 160V162L103 163V158ZM44 158V159H43ZM52 158V159H53ZM105 158H107V157H105ZM49 160V161H48ZM56 160L58 161V162H56ZM107 160H109V162H107ZM47 161V163L45 164V162ZM39 162H43V163H40L39 165H38V163ZM48 162H50L51 164L53 163L54 165H56V166H53V164H52V166H53V169H52V167H51V164H50V166L48 167V166H46V165H48ZM56 164H55V163ZM100 162H101V164H100ZM58 163H59V166H58ZM106 163V164H105ZM124 163V162H123ZM95 164V165H96ZM108 164V165H107ZM40 165H43V168H45L44 167V165L46 166V168L43 170V168H41V166ZM36 166H38V170L40 171H38V172H36ZM40 166V167H39ZM116 166V165H115ZM55 167V168H54ZM60 167V168H59ZM41 168V169H40ZM48 168H50V170L48 171ZM57 168H59V169H57ZM102 168V169H101ZM104 168V169H103ZM118 168V169H117ZM46 169H47V171L48 172H46ZM61 169V172L59 171ZM95 169H96V171H95ZM100 169H101V172H102V174H101V172H100ZM107 169V170H106ZM121 172V173H118L119 171ZM127 170V169H126ZM94 171V172H93ZM117 171V173H115ZM36 172V173H35ZM58 172L60 173V174H58ZM97 172L99 173L100 172V174L98 175L97 174ZM38 173V174H37ZM43 173H41L40 175H44ZM50 173V174H51ZM62 173V174H61ZM110 173V174H109ZM115 173V174H114ZM123 173V174H122ZM54 174V175H53ZM105 174V175H104ZM109 174V175H108ZM117 174V175H116ZM36 175V176H35ZM102 177H101V176ZM108 175V176H107ZM114 175V176H113ZM119 175V176H118ZM38 176V177H37ZM56 176V177H55ZM60 176V177H59ZM118 176V177H117ZM52 177H55V179L53 180V178ZM104 177V178H103ZM106 177V178H105ZM111 177H113L112 179H114L115 180V178H117L115 181H113V180H111ZM115 177V178H114ZM103 178V179H102ZM109 178V179H108ZM124 177L122 176V179H123ZM32 179V180H31ZM107 180V181H105V180ZM121 179V178H120ZM119 179V181H121ZM36 180L38 181V182H36ZM47 180V182H49ZM109 180L111 181V182H109ZM41 181V182H40ZM57 181V180H56ZM40 182V183H39ZM43 182V183H44ZM46 182V184L45 185H47V190H44V189H41V190H43V191H45V193L47 192V194H46V196H44L45 195V193L44 192H40V191H38L37 190V192H34V194L33 195H35V194H37V195H39V193L42 195V196H44L45 197V199H44V201H45V203H46V201H47V199L46 198H48V199H50V197L52 198V199H54V200H51L50 199V202H51V204H52V201H55V200H58L59 199V197L57 198V199H55L54 197H52L51 196V193L49 192L50 190H49V187H48V183ZM49 182V183H50ZM33 183V184H34ZM31 187V186H30ZM39 188V189H40ZM45 189H46V186H45ZM44 193V194H43ZM48 193L50 194V195H48ZM94 194H90V198L91 199H94L95 197L97 198V200H98V197L97 196H93ZM36 196V195H35ZM93 196V197H92ZM90 198H89V200H90ZM96 198H95V200H91L90 201V205L92 204L93 206H95L94 205V203H95V201H96ZM41 201V200H40ZM49 201H47V205L48 204H50V202L48 203ZM84 201H82L81 200V202H76V204H72V206H67L66 208H68V210H69V208H73L75 205H80V207L81 206H83V209H86L87 208V210H92L91 211V213L90 214H92V213H94V211H95V213L93 214V215H91V218L90 219H97L98 217L100 218V221H99V219H97V220H90V221H88V217L90 216H88V214H87V218L84 216V215H86V213L87 212H89V211H84L83 213H85L84 215L83 214H81L82 212V210L83 209H81L79 206H76V210H74V212H76L77 213V208L79 207L80 209H79V213H77V215L79 216H77L78 217V219L80 218V217H82L83 219L85 218L86 220H84V221H86V222H84L83 221V219H81L82 221V224L83 223H88V226H87V228L88 229H86V225L85 224H83V225H85V226H81V227H84L85 228V230L87 231V232H85V230H82L81 229V227L78 225V224H76L77 222H75V220L74 219H76V214H74V212H73V209H72V211H71V213L69 214L68 212V210L66 209V208H63L64 210H66V211H64L63 209H62V212H60V214H64L63 216L62 215H58L57 213H59V209H56V208H59V207H53V208H51V210H52V212L51 211H49L48 212V214L50 213H52V215H57V217L59 218V219H57V217H52V215H50V216H47V217H50V218H54L53 219V221L55 220V221H57V222H59V224L57 223L56 225H55V221L54 222H51L50 220V218H46L45 220H47V223H52V225L54 224V228H55V231L57 230V227L60 225V224H62L63 222L62 221H66V218L68 217V214L69 215H71V216H69L68 218H67V221L69 222V220H71L70 222H72V225H73V223L75 224V226L73 225H71V223L70 224H68L67 223V221H66V223L68 224V226L69 225H71V227H73V229L75 228V229H78V230H76L75 231V233H73V234H75V235H80V237H78V236H74V239H73V241L74 240H76V242H74V245H71L72 243H73V241H71V240H69L70 242H69V244L71 245H69L68 243L66 244V245H64V246H68L67 248L69 249V251H70V248H72L73 249V251H74V248L76 249L74 252H77L78 250V252H80L81 250H82V252L84 251L83 249H85V253L83 252H80V253H82V255L80 254V253H77V255H76V253H72L73 254V256H75V259L77 258H79V257H81L78 261H81L82 262V260L83 261H88V260H93V259H97V260H95V263L94 264H97V262H98V264L99 263H105V264H158V262H159V259H161L160 257H162V253H160L159 251L160 250H158L159 248L157 247V241L154 239V234H151V232H150V236L151 235H153L152 237H150V236H148L147 234H146V228L143 230V227L142 226H144V225H141V224H143L142 222H140L138 225H141V227L140 226H138L137 225V222H139V210L140 211H154L155 210V203H154V201L153 200H148V201H146V202H144V203H142V206H139V207H134V212H133V210H131V213H129V216L127 215L128 213V209H131V208H126V210L124 211V213L126 212V214L125 215H127L128 217H129V219L130 218H132L131 217V215L133 216H135V213H136V216H135V218H133V219H130L129 221L131 222L130 224H131V227H130V224H129V221L127 222V218L128 217H125L126 218V224H125V226L127 225L128 226V224H129V227H125L126 228V232L128 233V231H131L132 230V232H129L131 235H132V237L130 238V235H129V233H128V235H129V238H128V236H126L125 234L124 235H122V241H123V243H122V241H120V238H115L116 237V232H117V230H118V227L120 226V227H122L123 225H124V222L123 223H121V225H117V229L115 228V233H114V230H113V232L111 231H109L110 232V234H112V233H114V234H112V235H110V237H109V232H107V229H108V227L106 226L107 224H105L104 225V220H103V224H101V219H102V217H100V216H97V214H98V210L96 209V208H98V206H99V202H97V205L95 206V208H93L94 209V211H93V209H92V206L90 207H86L85 206V202L83 203ZM84 204V205H83ZM43 206V205H42ZM44 207V206H43ZM86 207V208H85ZM38 208V207H37ZM91 208V209H90ZM135 208H137V209H135ZM139 208V209H138ZM54 209H56V213H53L54 211ZM133 209V208H132ZM59 210V211H58ZM98 212H97V211ZM136 210H138V214H137V212H136ZM63 211H64V213H63ZM97 212V213H96ZM134 214H133V213ZM68 213V214H67ZM75 216H74V215ZM67 215V216H66ZM83 215V216H82ZM62 218L61 220H60V217ZM66 218H65V217ZM72 216H74V218L72 219ZM96 216V217H95ZM133 216V217H134ZM138 217V220L136 219ZM70 218V219H69ZM124 218V219H125ZM57 219V220H56ZM134 219H136V220H134ZM73 220V221H72ZM133 220H134V222H133ZM49 221V222H48ZM60 221H61V223H60ZM76 221H78V223H81L80 222V220H76ZM95 221V222H94ZM135 221H136V223H135ZM42 222H44V220H42ZM92 222H93V224H92ZM96 222H98V223H96ZM45 224H46V221L44 222ZM46 224L47 226H50L51 224ZM65 222L62 224L63 226L61 227V225L58 227L59 228V232H62L60 229H62L63 230V228L65 229L66 228V230H67V232H68V234L70 233V232H74V230L71 228V227H69L68 228V226H67V224H66ZM89 223H91V225L89 224ZM135 223V224H134ZM64 224H66L65 226H64ZM99 224V225H98ZM100 224L102 225L101 226V228L100 227H98V226H100ZM123 224V225H122ZM51 225V226H52ZM81 225V224H80ZM132 225H134V227L135 228H132L133 226ZM135 225H137V226H135ZM44 228H47V226L45 227L44 225H42ZM67 226V227H66ZM81 229V231L79 230V228ZM96 227V228H95ZM107 228V229H105V228ZM53 229V231H54V228H53V226L52 227H48L47 228V230H50V231H52V229ZM99 228V229H98ZM130 228V230H128ZM70 229V230H69ZM71 229H72V231H71ZM90 229V230H89ZM95 231H94V230ZM100 229H101V232H100ZM110 229V228H109ZM97 230V231H96ZM110 230H112V229H110ZM128 230V231H127ZM143 230V231H142ZM146 230V231H145ZM65 231V230H64ZM81 232V233H79V232ZM88 231H89V234H88ZM91 231V232H90ZM93 231V232H92ZM141 231H142V233H144L145 235H146V237L148 238V239H146L145 238V235H143L142 233H141ZM66 232V231H65ZM61 233V234H66V233ZM95 232H97V233H95ZM78 233V234H77ZM85 233H86V235H85ZM92 233V234H91ZM118 233V232H117ZM61 234H59V235H61ZM67 234V235H68ZM73 234H72V236H73ZM82 234V235H81ZM96 235V237H95V235ZM116 234V235H115ZM89 235H91V236H89ZM101 235V236H100ZM114 235V236H113ZM62 236H64V235H62ZM71 236V235H70ZM69 235H68V238H73V237H70ZM83 236V241H81L82 243H80V240H82V237ZM89 236V237H88ZM95 238H94V237ZM98 236V237H97ZM117 236H120V234L119 235H117ZM125 236V237H124ZM87 237V238H86ZM93 237V238H92ZM105 237H108V238H106L105 239ZM124 237V238H123ZM76 238V239H75ZM77 238H78V240H79V243L81 244V246H79V243H78V240H77ZM85 238V239H84ZM96 238H98V239H96ZM109 238H111L112 239V241L113 240H115V239H117V240H119L120 241V243L118 244V246L120 245V247L122 246V248H120L119 249V247L118 246H116V243H118L119 241H115L116 243H114V241L113 242H111V240L109 239ZM114 238V239H113ZM127 240H126V239ZM150 238H152V239H150ZM88 239V240H87ZM94 239V240H93ZM126 241H125V240ZM149 239H150V241L152 240H154L153 242H150L149 241ZM65 240H67V236L65 237ZM65 240H63V244H65L66 242H64ZM67 240V241H68ZM92 240V242H89V241H91ZM129 240V241H128ZM103 241V242H102ZM89 242V243H88ZM61 243H62V241H61ZM78 245H76V244ZM92 243V244H91ZM99 243H101V244H99ZM110 243H114V244H110ZM125 243V244H124ZM87 244H91L90 246L88 245L87 246ZM111 245H113V248H111L110 246ZM73 246V247H72ZM82 246H84L83 247V249H82ZM104 246H106L107 247V249H106V247L104 248ZM116 246V247H115ZM78 247V248H77ZM89 247H91V248H89ZM103 249H101V248ZM109 247V248H108ZM128 247H129V249H128ZM93 248V249H92ZM116 248H118V249H116ZM71 249V250H72ZM90 249H92V250H90ZM99 249H101V250H99ZM112 249V251H110V250ZM109 250V251H108ZM73 251H70V252H73ZM94 251V252H93ZM99 251H101V252H99ZM106 251V252H105ZM108 251V252H107ZM121 252L120 254H119V252ZM99 252V253H98ZM115 252V253H114ZM87 253L90 255V253H91V255H90V257H92V258H90L89 257V255L87 256ZM93 253H96V254H94L93 255ZM102 253H104L105 255H103ZM113 253V254H112ZM124 253H125V255H124ZM83 254H84V256H83ZM100 254V255H99ZM103 256H102V255ZM108 254V255H107ZM71 255V254H70ZM98 255H99V257H98ZM72 255L70 256V257H72V259H74V257H73ZM85 256H87L88 258L85 260ZM93 256H95L94 258H93ZM105 256V257H104ZM115 256V257H114ZM128 256H129V258H128ZM131 256V257H130ZM83 257V258H82ZM104 257V258H103ZM110 257V258H109ZM90 258V259H89ZM106 258V259H105ZM74 259V260H75ZM82 259V260H81ZM130 259V260H129ZM103 260V261H102ZM76 261V260H75ZM127 261V262H126ZM107 262V263H106Z\"/></svg>","mask_w":264,"mask_h":264},{"label":"built area","instance_id":"built-area-1","mask_svg":"<svg viewBox=\"0 0 264 264\" xmlns=\"http://www.w3.org/2000/svg\"><path fill=\"white\" fill-rule=\"evenodd\" d=\"M179 91H180V90H178L177 87H175V86H174V88L172 89V92H173V94H174L175 96H178Z\"/></svg>","mask_w":264,"mask_h":264}]
</instances>
